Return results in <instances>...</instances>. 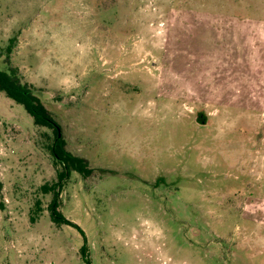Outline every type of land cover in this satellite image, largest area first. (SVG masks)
<instances>
[{
  "label": "rangeland",
  "instance_id": "rangeland-1",
  "mask_svg": "<svg viewBox=\"0 0 264 264\" xmlns=\"http://www.w3.org/2000/svg\"><path fill=\"white\" fill-rule=\"evenodd\" d=\"M11 38L93 172L59 196L84 256L54 132L0 91V264H264V0H0Z\"/></svg>",
  "mask_w": 264,
  "mask_h": 264
},
{
  "label": "trees",
  "instance_id": "trees-1",
  "mask_svg": "<svg viewBox=\"0 0 264 264\" xmlns=\"http://www.w3.org/2000/svg\"><path fill=\"white\" fill-rule=\"evenodd\" d=\"M16 42V38H11L8 46L4 49V54L0 52V91L15 103L23 106L27 113L33 118L36 126L46 127L54 132V142L51 146V153L56 163H59V165L63 167V170L58 173V182L51 186L43 185L41 189L44 194L54 193V198L48 207L52 221L58 226L72 225L81 232L85 240L81 252L86 256L87 241L85 232L79 225L64 217L59 210V196L63 183L69 178L72 170L87 177L93 172V169L90 168L86 159L76 156L66 150V141L62 134V128L45 105L41 91L23 82L19 69L12 66L11 55ZM198 119H200L199 121L201 124L207 123V118L204 114L199 116ZM1 191L2 183L0 182V194ZM33 221L35 220L33 219Z\"/></svg>",
  "mask_w": 264,
  "mask_h": 264
}]
</instances>
